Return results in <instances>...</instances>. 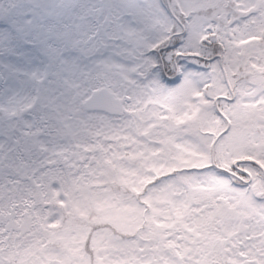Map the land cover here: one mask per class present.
Masks as SVG:
<instances>
[{"label": "snow or ice", "instance_id": "obj_1", "mask_svg": "<svg viewBox=\"0 0 264 264\" xmlns=\"http://www.w3.org/2000/svg\"><path fill=\"white\" fill-rule=\"evenodd\" d=\"M0 264H264V0H0Z\"/></svg>", "mask_w": 264, "mask_h": 264}]
</instances>
